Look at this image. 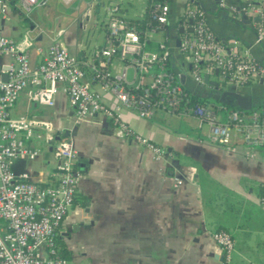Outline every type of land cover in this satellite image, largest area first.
Returning <instances> with one entry per match:
<instances>
[{"label": "crops", "instance_id": "0c3cea01", "mask_svg": "<svg viewBox=\"0 0 264 264\" xmlns=\"http://www.w3.org/2000/svg\"><path fill=\"white\" fill-rule=\"evenodd\" d=\"M7 1L2 30L15 40L28 35L30 61L36 65L56 39L47 26L51 7L47 4L25 14L19 0ZM187 1L204 5L220 40L238 38L253 49L255 57L258 52L264 57V50L256 43L252 20L231 10L239 0H226L225 6L220 0H174L176 18ZM149 3L146 0L145 9L137 17L122 13L140 21L147 15ZM168 28L159 32L162 39L151 34L149 45L155 47L162 40L169 44ZM62 35L57 33L58 38ZM107 38L106 22L105 41L98 47ZM63 44L73 53V46ZM98 47L91 57L73 54L88 62ZM170 57L175 67L178 55L173 57L171 53ZM11 58L10 54L0 57L4 69ZM123 64L114 56L111 73H119ZM184 64L189 73L185 59ZM85 69L87 81L100 90L89 67ZM130 70L128 80L132 82ZM251 86L258 93V82ZM103 99L116 105L109 93H104ZM120 114L136 133L162 146L165 153L157 157L134 138L118 135L104 113L79 119L63 90L48 105L33 100L31 89H27L10 109L12 117L51 120L56 129L71 138L77 150L76 167L81 172L78 197L60 227L70 264H264V206L254 191L258 183L264 184V150L254 149L247 155L239 136L233 137L229 147L219 146L209 138V125L193 116L159 109L153 117L143 118L136 109L125 107ZM31 144L40 149V156L12 159L11 166L18 172L28 171L39 182L55 181L58 161L51 145L44 139ZM177 179L182 183L177 185ZM219 223L227 225L235 239L229 263L219 258L222 252L212 238ZM7 229V223L0 219V234Z\"/></svg>", "mask_w": 264, "mask_h": 264}, {"label": "built area", "instance_id": "2783aa9c", "mask_svg": "<svg viewBox=\"0 0 264 264\" xmlns=\"http://www.w3.org/2000/svg\"><path fill=\"white\" fill-rule=\"evenodd\" d=\"M50 1L19 0V4L21 10L29 14ZM239 2L238 6H231V10L246 14L255 27L256 43L264 42V0ZM220 4L225 6L226 0H220ZM7 10L8 1L0 0V57L6 54L12 57L5 69L0 64V219L8 225L7 231L0 234V264H70L68 257L61 253L58 238L61 224L78 197L81 179L76 167L78 153L71 138L56 129L51 120L10 115V109L27 89H31L33 100L48 105L54 103L60 90L65 91L79 119L104 113L118 135L134 138L152 149L157 157L162 156L165 149L136 133L122 119L121 108L136 109L143 118L153 117L159 109L196 117L200 123L209 125L212 142L229 147L233 137L239 136L247 155L264 147V103L242 110L195 102L179 75L167 68L171 56L168 42L162 40L157 48H149L150 35L165 32L168 26L169 0H150L145 28L138 21L131 22L118 4H110L107 41L95 50L88 62L54 39L43 59L32 65L28 35L15 40L2 30ZM179 27L184 28L179 33L180 49L190 65L189 74L196 82L203 83L207 74L220 88L251 86L255 82L264 84V64L238 38L228 42L220 40L202 7L187 1L177 18L176 28ZM114 56L124 63L115 74L110 71ZM85 66L99 82L100 90L87 81ZM129 69L133 70L132 82L128 80ZM104 93L113 95L115 106L104 101ZM42 139L51 145L58 161L57 178L49 183L34 180L28 171L18 172L11 166L12 159H37L40 149L31 143ZM181 183L182 180L177 179V185ZM258 201L264 206V195H259ZM212 238L224 261L229 263L235 251L232 232L216 229Z\"/></svg>", "mask_w": 264, "mask_h": 264}, {"label": "rangeland", "instance_id": "374dc122", "mask_svg": "<svg viewBox=\"0 0 264 264\" xmlns=\"http://www.w3.org/2000/svg\"><path fill=\"white\" fill-rule=\"evenodd\" d=\"M110 4H118L126 16L137 17L145 9L146 0H72L68 4L62 0H51L48 3L51 7L47 20L49 32L60 42L73 46V53H86L91 57L94 48L105 41V23ZM59 31L63 32L60 38L57 37ZM153 34L155 38L162 39L161 33ZM258 93L263 94L264 101V84L258 83ZM207 129L208 126L204 125L203 130ZM259 149L264 150V147Z\"/></svg>", "mask_w": 264, "mask_h": 264}, {"label": "water", "instance_id": "95a60500", "mask_svg": "<svg viewBox=\"0 0 264 264\" xmlns=\"http://www.w3.org/2000/svg\"><path fill=\"white\" fill-rule=\"evenodd\" d=\"M169 2L170 18L168 21V32L171 38L169 42L170 52L173 57L175 54L179 57V60L178 57L174 59V71L179 75L180 82L186 87V89L195 97L212 99L213 101L227 107L250 110L253 107L260 105L262 103L261 98L258 96V93H254L252 86L237 87L235 85H230L226 88H220L219 83L210 80L209 75L207 74L204 75L203 83H198L192 78L184 64L185 53L180 49L181 41L179 33L183 32L184 28H176L177 18L174 9V0H169ZM201 7L204 8V5L201 4ZM243 17H247L246 14H243ZM189 22L192 23V19H190ZM189 30L191 31L192 28L190 27ZM258 46L264 50V42H259ZM257 60L264 62V57H260L259 52ZM188 67V69H190V65ZM216 74H218V71H216ZM3 77L7 79L6 73L3 74ZM219 258L223 260V254H221Z\"/></svg>", "mask_w": 264, "mask_h": 264}, {"label": "trees", "instance_id": "16d2710c", "mask_svg": "<svg viewBox=\"0 0 264 264\" xmlns=\"http://www.w3.org/2000/svg\"><path fill=\"white\" fill-rule=\"evenodd\" d=\"M146 17H147V15L145 16V18L141 19L140 21H138V20H134V19H130V18H128V19H129L131 22H133V21H138V22H140V25H141L143 28H145V27H146V23H145V21H146ZM154 46H155V47H152V46L149 45V48H157V45H154ZM261 63H262V62H261ZM262 64H264V63H262ZM167 68L170 69V70H172V71H174L173 61H172L171 57H169V60H168V62H167ZM184 87H185V86H184ZM185 88H186V87H185ZM192 99H193V101H195V102H206V103H210V104H212V105H214V106H218V105H220L219 103L213 101L212 99L198 98V97H195V96H193V95H192ZM263 103H264V101H263L261 104H263ZM254 191L256 192V194H257L258 196H259V195H264V184H263V183H258V184L254 187ZM213 209H215V208L213 207ZM216 229H226V230H230V228H229L227 225L223 224V223H219V225H218V227H217ZM216 229H215V230H216ZM58 243H59V246H60V248H61V249H60V250H61V253H62L64 256L68 257V252H67L66 248L64 247V244H63L61 238H58Z\"/></svg>", "mask_w": 264, "mask_h": 264}, {"label": "flooded vegetation", "instance_id": "af4514ba", "mask_svg": "<svg viewBox=\"0 0 264 264\" xmlns=\"http://www.w3.org/2000/svg\"><path fill=\"white\" fill-rule=\"evenodd\" d=\"M258 96H260L261 101H262V99H263V94H262V93H258ZM262 102H263V101H262Z\"/></svg>", "mask_w": 264, "mask_h": 264}]
</instances>
